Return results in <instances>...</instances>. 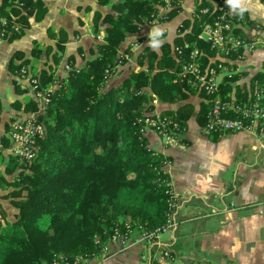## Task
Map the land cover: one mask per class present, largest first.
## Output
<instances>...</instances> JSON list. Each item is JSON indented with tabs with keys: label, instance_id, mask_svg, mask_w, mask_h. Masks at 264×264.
I'll return each mask as SVG.
<instances>
[{
	"label": "trees",
	"instance_id": "1",
	"mask_svg": "<svg viewBox=\"0 0 264 264\" xmlns=\"http://www.w3.org/2000/svg\"><path fill=\"white\" fill-rule=\"evenodd\" d=\"M106 2L98 0L101 5ZM178 2L117 0L111 3L110 12L95 10L96 29L99 19L105 24L95 55L84 66L68 69L65 79L51 90L42 112H37L38 105L32 100L15 101L24 112L37 113L44 132L36 140L29 164L9 154L0 171V189L5 191L1 197L8 198L15 209L8 219L0 207V264H81L100 255L114 230L123 232L125 224L150 231L163 225L168 210V157L149 147L137 120L153 110V99L171 103L194 91L174 80L192 48L201 52L202 62L209 66L219 61L214 58V48L199 37L202 25L214 14L213 3L200 0L192 17L182 21L181 36L171 44H161L158 53L137 55L141 69H130L115 85L107 86V82L117 67L127 62L126 36L137 32L144 22L169 20L179 9ZM202 8L208 12L201 13ZM43 12L38 0H0L2 35L7 40L20 36L29 26L27 17L37 21ZM233 33L240 34L239 28ZM49 35L54 42L45 47L47 64L32 76L37 89L53 82L52 66L62 56L64 31H50ZM31 53L38 56L39 50L33 48ZM19 58L13 53L8 64L17 76L26 62L15 63ZM225 63L232 73L222 77L219 94L221 98L231 92L241 96L244 91L231 85L239 73L236 64ZM252 78L264 84V74ZM230 85L234 86L231 91ZM14 91L21 92L17 83ZM207 106L202 99L198 111L202 122ZM190 110L191 104L183 102L175 111L160 113L170 112L183 123ZM0 143L7 146L5 136ZM43 217L47 220L42 225Z\"/></svg>",
	"mask_w": 264,
	"mask_h": 264
},
{
	"label": "crops",
	"instance_id": "2",
	"mask_svg": "<svg viewBox=\"0 0 264 264\" xmlns=\"http://www.w3.org/2000/svg\"><path fill=\"white\" fill-rule=\"evenodd\" d=\"M38 1L44 7L39 20L29 15V26L11 40L0 35V139H7L6 147L0 143V171L7 155L12 154L9 124L31 113L24 112L15 101L32 100L38 105L27 82L9 69L12 54L20 56L15 63L26 60L29 72L37 75L49 59L45 47L54 42L50 31L61 29L65 34L62 56L52 67L54 80H64L68 71L64 65L79 68L95 55L105 24L99 19L96 29L94 11L110 12L111 3L117 0H107L103 5L98 0ZM233 1L243 18L237 26L239 35L256 42L241 59L233 61L239 73L231 85L244 91L252 76L264 74V0ZM198 2L181 0L169 20L144 22L137 32L128 34L124 46H129V57L117 67L111 81H119L130 69H141L137 55L158 53L161 44H171L181 36L182 21L192 17ZM199 37L203 39L200 33ZM33 48L39 50L38 56L32 55ZM14 83L21 92L14 91ZM201 101L195 91L187 93L184 100L171 103L153 99V110L158 113L175 111L183 102L191 104V110L178 139L162 143L153 131L146 129L144 133L149 146L168 157L167 180L176 194L173 212L177 225L158 236V245L168 249L170 257L158 259L157 248H148L132 238L125 245L107 243L104 252L81 264H264V141L250 132L204 133L203 122L198 118Z\"/></svg>",
	"mask_w": 264,
	"mask_h": 264
},
{
	"label": "built area",
	"instance_id": "3",
	"mask_svg": "<svg viewBox=\"0 0 264 264\" xmlns=\"http://www.w3.org/2000/svg\"><path fill=\"white\" fill-rule=\"evenodd\" d=\"M201 13H207V8L199 10ZM214 13L211 20L202 25L200 34L203 39L208 41L211 48H214V58L218 59L214 65L202 62L201 52L197 48H192L187 55V60L180 63L176 71L175 81L184 82L189 88L197 93H202L201 97L208 103L204 114L202 130L206 134L222 133H253L258 140L264 141V84L258 79H251L248 87L241 96L235 93H228L221 98L219 94V85L223 76H229L232 70L227 63L239 60L243 57L244 51L252 49L256 42L247 40L239 34H234L233 29L238 26L242 20L240 9L233 0H216L213 2ZM157 22L156 20H152ZM0 22L4 20L0 17ZM0 29V35L4 32ZM236 54L231 56L230 52ZM179 54V49L176 50ZM230 56V57H229ZM210 58V57H209ZM212 60V58L210 59ZM68 69L67 65H64ZM23 68H20V73ZM219 76V77H218ZM32 92L41 108L45 107L49 101L51 87L36 88L35 79L31 77ZM54 83V82H53ZM54 85V84H53ZM143 127L151 128L162 143H168L178 139L185 130L184 125L177 121L171 115H153L144 113L142 118L137 120ZM44 132V127L36 114L29 113L20 119H14L9 124L8 139L11 143V153L21 162L27 164L34 158L36 150V140ZM166 193L168 210L165 213L163 225L156 230L150 231L141 229L133 237L134 228L130 229L125 224L123 232L114 230L107 243L126 244L130 239H136L145 243L155 241L156 234L174 225L172 221L173 210L176 202V194L173 192L168 180ZM106 243V244H107ZM102 250H105V246ZM160 256H169L168 249L163 248Z\"/></svg>",
	"mask_w": 264,
	"mask_h": 264
},
{
	"label": "rangeland",
	"instance_id": "4",
	"mask_svg": "<svg viewBox=\"0 0 264 264\" xmlns=\"http://www.w3.org/2000/svg\"><path fill=\"white\" fill-rule=\"evenodd\" d=\"M180 1L181 0H179V2H178V6H179V4H180ZM1 19H3L2 17H1ZM243 19V18H242ZM4 20V19H3ZM151 22H153L152 20H151ZM149 23V22H148ZM157 23H159V22H154V24H157ZM1 36H3V35H1ZM68 66V65H67ZM120 66H122V65H120ZM22 68H23V70H22V72L20 73V75H19V78H20V80H25L26 82H27V84L32 88V83H31V77L33 76L30 72H29V70H28V66L27 65H23L22 66ZM63 68L65 69V67L63 66ZM68 69H69V67H68ZM68 69H66V70H68ZM20 71V70H19ZM119 76V75H118ZM219 77V76H218ZM54 82V83H53ZM53 82L52 83H50L51 85H49L50 87L53 85V87H58V82L56 81V80H53ZM117 82V81H116ZM116 82H113V80L111 81V78H109V80H108V82H107V86L108 85H115V83ZM52 90V89H51ZM38 107V110H37V112L39 113V112H42V110H43V108H41L40 107V105H38L37 106ZM31 113H34V114H37L36 112H31ZM146 114H153V115H171V114H161V113H158V112H156V111H154V110H152V111H148V112H146ZM144 128V133H145V131H146V129L147 130H151V128H148V127H143ZM152 131V130H151ZM184 132V131H183ZM182 132V133H183ZM182 133L180 134V136H179V138L181 137V135H182ZM155 134V133H154ZM150 147V146H149ZM5 193V191H3V190H1L0 189V194H4ZM0 207L5 211L4 213H5V217L6 218H11L12 216H13V213L15 212V209L12 207V205L9 203V200H8V198H2V197H0ZM46 217H43L41 220H40V223L43 225V224H45V222H46ZM172 221L174 222V225L172 226V227H170V228H167V229H165V230H161V231H159L157 234H156V237H155V241H152L151 243H145V242H143V241H140L139 239L138 240H136L137 242H140V244H142V245H144V246H146V247H148V248H157V250L155 251V254H156V257L158 258V259H163V258H169L170 257V253H169V256L168 257H165V256H160L159 254H161V252H162V250H163V248L164 247H161V246H159L158 245V236H159V233L160 232H171L174 228H175V226L177 225V222H176V217H174V212H173V218H172ZM137 232H138V230H136L135 228H134V231H133V237L135 236V235H137ZM128 242V241H127ZM126 242V243H127ZM125 245V244H124ZM102 252H104V250L103 251H101V253ZM100 253V254H101ZM226 264H233L232 262H228V263H226Z\"/></svg>",
	"mask_w": 264,
	"mask_h": 264
},
{
	"label": "clouds",
	"instance_id": "5",
	"mask_svg": "<svg viewBox=\"0 0 264 264\" xmlns=\"http://www.w3.org/2000/svg\"><path fill=\"white\" fill-rule=\"evenodd\" d=\"M229 2H231V0H229Z\"/></svg>",
	"mask_w": 264,
	"mask_h": 264
},
{
	"label": "water",
	"instance_id": "6",
	"mask_svg": "<svg viewBox=\"0 0 264 264\" xmlns=\"http://www.w3.org/2000/svg\"><path fill=\"white\" fill-rule=\"evenodd\" d=\"M92 31V30H91Z\"/></svg>",
	"mask_w": 264,
	"mask_h": 264
}]
</instances>
